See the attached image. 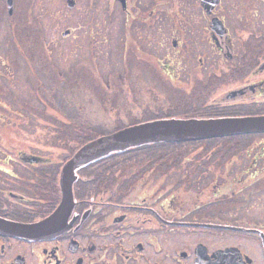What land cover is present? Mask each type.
<instances>
[{
  "label": "flooded vegetation",
  "instance_id": "flooded-vegetation-1",
  "mask_svg": "<svg viewBox=\"0 0 264 264\" xmlns=\"http://www.w3.org/2000/svg\"><path fill=\"white\" fill-rule=\"evenodd\" d=\"M110 2L122 15L131 79L119 85L134 90L133 123L107 114L99 97L79 115L40 121L33 103L13 108L21 99L8 100L0 79V264H264V133L113 152L75 171L73 206L55 228L9 229L55 214L65 165L101 136L153 120L255 116L241 114L264 106V0ZM249 6L256 16L240 15ZM5 11L0 0V25ZM95 104L122 123L105 132L88 110ZM87 128L98 136L89 140Z\"/></svg>",
  "mask_w": 264,
  "mask_h": 264
},
{
  "label": "rangeland",
  "instance_id": "rangeland-1",
  "mask_svg": "<svg viewBox=\"0 0 264 264\" xmlns=\"http://www.w3.org/2000/svg\"><path fill=\"white\" fill-rule=\"evenodd\" d=\"M14 4V15L5 11L0 25V79L6 84L8 100L14 92L13 97L21 99V108L12 105L14 109L22 110L26 102L33 103L37 106L34 112L44 121L51 119L50 112L79 115L81 108L89 105V98L99 97L106 101L107 114L115 119L119 110L125 125L134 122L127 119L131 116L129 101L134 90L127 84L119 85L131 75L124 57L126 51L121 54L122 40L117 35L121 24L117 19L122 16L117 5L108 0H76L74 8L67 5V0H15ZM226 11L234 12L231 8ZM242 13L255 17V6L242 8ZM15 19L19 20L17 26L11 23ZM245 27L255 32L254 25ZM68 29L72 34L64 37ZM132 43L128 39L127 44ZM136 108L133 106V111ZM88 110L95 122L104 124L99 127L105 132L114 131L113 124L123 121L110 119L97 104ZM52 119L57 124L60 118Z\"/></svg>",
  "mask_w": 264,
  "mask_h": 264
},
{
  "label": "water",
  "instance_id": "water-1",
  "mask_svg": "<svg viewBox=\"0 0 264 264\" xmlns=\"http://www.w3.org/2000/svg\"><path fill=\"white\" fill-rule=\"evenodd\" d=\"M8 12L13 14L14 0H7ZM70 8L76 6V0H67ZM71 30H65L66 37ZM264 133V115L224 118H171L145 122L126 127L109 135H104L84 145L65 165L61 177L63 201L54 215L44 222L34 225H16L10 230L28 236L32 230L48 232L60 223L73 206V182L75 171L95 160L116 151H124L132 146L160 142H191L247 134ZM29 228V229H28Z\"/></svg>",
  "mask_w": 264,
  "mask_h": 264
},
{
  "label": "trees",
  "instance_id": "trees-1",
  "mask_svg": "<svg viewBox=\"0 0 264 264\" xmlns=\"http://www.w3.org/2000/svg\"><path fill=\"white\" fill-rule=\"evenodd\" d=\"M259 114H264V106H262L261 108H251L250 106L247 107V110L245 111V113L241 114V115H259ZM93 129L92 128H87L86 131L88 132V134L91 136L89 138V140H92L94 139L95 137L94 136H98V135H93ZM238 137H242V136H238ZM227 138H224V139H220V140H225ZM195 142H181V143H176V142H162V143H159V144H165L167 146H171V145H174V146H180V145H187V144H193Z\"/></svg>",
  "mask_w": 264,
  "mask_h": 264
}]
</instances>
